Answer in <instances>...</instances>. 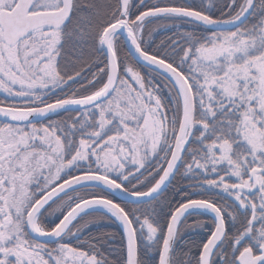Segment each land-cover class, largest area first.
<instances>
[{"label":"snow or ice","instance_id":"snow-or-ice-1","mask_svg":"<svg viewBox=\"0 0 264 264\" xmlns=\"http://www.w3.org/2000/svg\"><path fill=\"white\" fill-rule=\"evenodd\" d=\"M0 264H264V0H0Z\"/></svg>","mask_w":264,"mask_h":264},{"label":"trees","instance_id":"trees-1","mask_svg":"<svg viewBox=\"0 0 264 264\" xmlns=\"http://www.w3.org/2000/svg\"><path fill=\"white\" fill-rule=\"evenodd\" d=\"M165 34H166V33L164 32V30H161L159 33H157V35H156V39H157V41H158L160 38H162ZM91 230H92L93 232H95V231H96V228L94 227V228H92ZM108 230L115 231L116 228H115V226H113L112 228H110V229H108Z\"/></svg>","mask_w":264,"mask_h":264}]
</instances>
